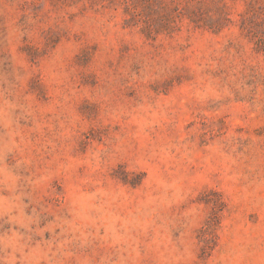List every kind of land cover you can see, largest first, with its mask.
<instances>
[{
	"label": "rangeland",
	"instance_id": "obj_1",
	"mask_svg": "<svg viewBox=\"0 0 264 264\" xmlns=\"http://www.w3.org/2000/svg\"><path fill=\"white\" fill-rule=\"evenodd\" d=\"M0 264H264V0H0Z\"/></svg>",
	"mask_w": 264,
	"mask_h": 264
}]
</instances>
